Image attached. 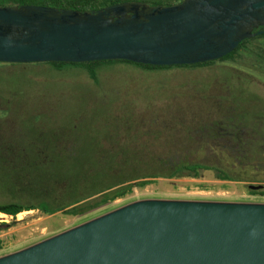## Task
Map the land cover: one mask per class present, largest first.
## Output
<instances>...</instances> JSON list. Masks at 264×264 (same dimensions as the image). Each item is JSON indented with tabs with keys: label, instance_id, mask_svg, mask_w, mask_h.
<instances>
[{
	"label": "trees",
	"instance_id": "1",
	"mask_svg": "<svg viewBox=\"0 0 264 264\" xmlns=\"http://www.w3.org/2000/svg\"><path fill=\"white\" fill-rule=\"evenodd\" d=\"M182 1L0 0V6L92 12L125 2L173 6ZM110 65L132 67L115 75L146 84L135 93L94 97L66 111L50 105L11 121L0 118V214L16 218L37 210L83 216L155 179H199L202 171H214L219 181L263 186L250 193L264 197V33L220 60L195 65L0 63V105L10 110L5 96L14 100L23 92L4 78L72 76L93 92L111 78L103 69ZM184 72L190 79L174 84ZM189 156L201 160L191 162ZM9 228L0 224V232Z\"/></svg>",
	"mask_w": 264,
	"mask_h": 264
},
{
	"label": "water",
	"instance_id": "2",
	"mask_svg": "<svg viewBox=\"0 0 264 264\" xmlns=\"http://www.w3.org/2000/svg\"><path fill=\"white\" fill-rule=\"evenodd\" d=\"M260 28L264 0L125 2L92 12L0 6V63L195 65L224 58ZM0 264H264V204L136 201Z\"/></svg>",
	"mask_w": 264,
	"mask_h": 264
},
{
	"label": "rangeland",
	"instance_id": "3",
	"mask_svg": "<svg viewBox=\"0 0 264 264\" xmlns=\"http://www.w3.org/2000/svg\"><path fill=\"white\" fill-rule=\"evenodd\" d=\"M106 73H110L111 78L105 80L104 85L99 86L93 92L98 96H91L89 90L73 77L53 79L34 78L32 76H11L4 78V83L13 85V90H21L13 100L12 96H5L10 110H6L4 104L0 105V118L13 120L22 114H32L37 108L58 105L63 111L72 109L84 102L94 101V97L106 96L116 98L125 94L135 93L139 86L146 84L145 80L130 79L123 75H115V71H130L132 67L126 65H110L103 68ZM194 75V74H193ZM192 75V76H193ZM8 76V75H7ZM185 76V77H184ZM202 76L206 75H194ZM86 84H91L85 76H82ZM178 84L181 81L190 79L188 72L178 74L175 77ZM21 96V97H20ZM137 96V95H135ZM145 96V94H143ZM0 96V104H1ZM206 107H209L206 105ZM197 106L196 110L201 109ZM200 111V110H199ZM188 160L195 162L201 160L197 156H189ZM255 183L244 182H224L215 179L214 171H202L199 179H155L147 187L135 188L126 197L116 200L101 208L93 210L86 215L70 217L63 213L46 216L39 211H29L19 214L16 218L6 216L0 219V224H8L10 228L0 232V239L3 241L0 257L15 253L40 241L46 240L59 233L77 227L97 217L119 209L130 203L148 200H191V201H220L237 203H261L264 204V197L252 195L249 186ZM3 215V214H2Z\"/></svg>",
	"mask_w": 264,
	"mask_h": 264
},
{
	"label": "bare ground",
	"instance_id": "4",
	"mask_svg": "<svg viewBox=\"0 0 264 264\" xmlns=\"http://www.w3.org/2000/svg\"><path fill=\"white\" fill-rule=\"evenodd\" d=\"M5 217H6V216L0 214V219H3V218H5Z\"/></svg>",
	"mask_w": 264,
	"mask_h": 264
},
{
	"label": "built area",
	"instance_id": "5",
	"mask_svg": "<svg viewBox=\"0 0 264 264\" xmlns=\"http://www.w3.org/2000/svg\"><path fill=\"white\" fill-rule=\"evenodd\" d=\"M12 218V217H11Z\"/></svg>",
	"mask_w": 264,
	"mask_h": 264
}]
</instances>
